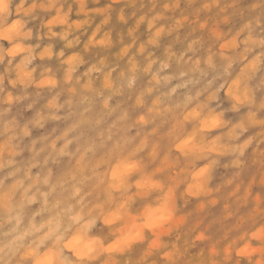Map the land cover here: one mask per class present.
I'll return each instance as SVG.
<instances>
[{"label": "rangeland", "instance_id": "rangeland-1", "mask_svg": "<svg viewBox=\"0 0 264 264\" xmlns=\"http://www.w3.org/2000/svg\"><path fill=\"white\" fill-rule=\"evenodd\" d=\"M81 1L9 0L7 11L0 14L1 29L17 19L23 24L22 36H0V251L4 252H0V264H32L35 256L45 251H56L62 258L60 264L66 263L64 258L68 264H264V224L260 226L264 223V0ZM18 42L24 49L13 54ZM25 70L28 76L20 75ZM232 78L240 81V91L249 88L248 99H236L228 91ZM192 108L197 115L190 112ZM208 112L221 121L214 129L199 124ZM184 135L192 136V146L197 148L181 149ZM139 138L143 141L139 142ZM213 140L219 142L217 147L212 148ZM203 146H208L207 150ZM97 158L103 162L98 163ZM121 162H126L125 184L117 187L112 171L114 164L115 169H122ZM204 168L207 174L200 176L204 181L202 189L187 190L197 180L193 177ZM110 183L114 189H110ZM169 184L179 186L173 190ZM2 205L9 207L3 211ZM70 210L73 212L66 213ZM108 212H119L120 219L105 221ZM161 214L158 221L148 224ZM130 216L134 225L130 224ZM52 222L61 226L59 239L51 234L45 236L46 231L51 233ZM11 226L27 231L33 228V233L14 241L16 233ZM120 228L122 233L118 234ZM76 229H85L87 237L103 246L116 245L115 241L126 243L115 249L97 244L95 253H101L98 257L94 253L80 259L63 246ZM52 239L57 243H51Z\"/></svg>", "mask_w": 264, "mask_h": 264}, {"label": "bare ground", "instance_id": "bare-ground-1", "mask_svg": "<svg viewBox=\"0 0 264 264\" xmlns=\"http://www.w3.org/2000/svg\"><path fill=\"white\" fill-rule=\"evenodd\" d=\"M5 2H6V4H7V6L9 7V0H5ZM78 2H80V1H78ZM82 2H83V0L81 1V4H83ZM22 3H23V0H22ZM18 4H19V3H18ZM38 4H39V3H38ZM79 4H80V3H79ZM81 4H80V5H81ZM16 5H17V4H16ZM42 5H43V4H42ZM19 6H20V4H19ZM21 6H22V4H21ZM8 7H7V9H8ZM42 7H43V6H42ZM51 7H52V6H51ZM81 7H82V6H81ZM15 9H16V8H15ZM57 9H58V8H57ZM79 9L81 10V8H79ZM80 10H79V11H80ZM75 11H76V10H75ZM0 14H2V13H0ZM13 14H14V13H13ZM13 14H12V15H13ZM52 16L54 17V15H52ZM61 16H62V15H61ZM0 17H1V15H0ZM62 17H63V16H62ZM62 17H60V18H62ZM51 18H52V17H51ZM51 18H49L48 20H50ZM56 18H57V17H56ZM62 19H63V18H62ZM54 20H56L55 17H54ZM54 20H52V21H54ZM57 21H58V20H57ZM60 21H61V19H60ZM60 21H59V22H60ZM8 24H10V23H8ZM8 24H7V25H8ZM48 24H49V22H48ZM0 25H1V24H0ZM2 25H3V24H2ZM69 26H70V25H69ZM3 28H4V27H3ZM3 28L1 29V27H0V36H2V37H6V38H9V37H18L19 35H21V34L23 33V24H22V22H21L20 20H18V19H17V21L12 22L8 27L6 26L4 29H3ZM65 30H66V29H65ZM238 31H239V30H238ZM25 32H26V31H25ZM27 35H28V32H27ZM68 35H69V34H68ZM21 36H22V35H21ZM24 36H25V35H24ZM79 36H80V35H79ZM79 36H78V37H79ZM67 37H68V36H67ZM233 37H234V36H233ZM235 37H236V36H235ZM248 37H249V35H248ZM85 38H86V37H85ZM101 38H102V37H101ZM230 38H231V37H230ZM241 38H242V37H241ZM241 38H240V40H239L240 42H241ZM252 38H253V37H252ZM245 39H247V36H246ZM253 39H254V38H253ZM197 40H198V39H197ZM243 40H244V39H243ZM243 40H242V41H243ZM92 41H93V40H92ZM224 41H225V40H224ZM224 41H223V42H224ZM227 41H228V40H226L225 42H227ZM229 41L232 42L233 39H231V40H229ZM244 41H245V40H244ZM250 41H251V40H250ZM252 41H254V40H252ZM89 42H90V41H89ZM101 42H102V41H101ZM258 42H259V41H258ZM258 42H257V43H258ZM94 43H95V42H94ZM228 43H229V42H228ZM234 43H235V40H234ZM7 44H8V42H7ZM186 44H187V43H186ZM222 44H223V43H222ZM222 44H220V45H222ZM224 44H225V43H224ZM233 45L236 46L235 44H233ZM13 46H14V44H13ZM144 46H145V45H144ZM187 46H188V44H187ZM222 46H224V45H222ZM228 46H229V44H228V45H227V44L225 45V47H228ZM234 46H232V47H234ZM189 47H191V46H189ZM9 48H10V47H9ZM12 48H13V47H12ZM23 49H24L23 44L20 43V42H18V43L15 45V48L12 50V53L14 54V53H17V52H21ZM6 51H7V50H6ZM6 51H5V52H6ZM43 51H45V50H42V52H43ZM141 51H142V50H141ZM227 51H228V50H227ZM47 52H48L47 55L50 54L49 51H47ZM43 53H44V52H43ZM220 53H221V52H220ZM59 55H60V54H59ZM222 55H224V53H221V56H222ZM61 57H62V56H60V58H61ZM207 57H208V56H207ZM0 58H1V57H0ZM69 58H70V57H69ZM111 58H112V57H111ZM0 60H1V59H0ZM21 60H22V59H21ZM208 60H209V58H208ZM254 60H255V59H254ZM250 61H251V60H250ZM8 62H9V61H8ZM70 62H71V60H70ZM134 62H135V61H134ZM246 62H248V60H247ZM251 62H252V61H251ZM253 63H255V62H253ZM253 63H252V64H253ZM10 64L12 65V63H10ZM104 64H105V63H104ZM245 64H246V63L243 64L244 67H245ZM248 64H249V62H248ZM147 65H149V64H147ZM3 66H4V64H3ZM19 66H20V65H19ZM131 66H132V65H131ZM131 66H130V67H131ZM243 66H242V67H243ZM248 66H249V65H248ZM16 67H17V66H16ZM91 67H92V65H91ZM115 67H116V66H115ZM250 67H251V66H250ZM253 67H254V66H253ZM253 67H252V68H253ZM18 68H19V67H18ZM20 68H21V67H20ZM131 68H132V67H131ZM164 68H165V67H164ZM132 69H133V68H132ZM245 69H246V67H245ZM10 70H11V68H10ZM19 70H20V69H19ZM22 70H23V69H22ZM241 70L244 71V69H241ZM2 71H3V70H2ZM25 71H26V70H25ZM25 71H24V72H25ZM145 71H146V70H145ZM9 73H10V71H9ZM20 73H21V72H20ZM20 73H19V74H20ZM236 73H238V72H236ZM28 74H29V73H28ZM28 74H27V71H26L25 73L20 74V75L28 76ZM85 74H86V73H85ZM90 74H91V73H90ZM5 75H6V74H5ZM59 75H60V74H59ZM109 75H110V74H109ZM244 75H245V74H244ZM9 76H10V74H9ZM66 76H68V75H66ZM241 76H242V75H241ZM60 77H61V76H60ZM60 77H59V79H60ZM68 77H69V76H68ZM164 77H166V76L164 75ZM234 77H236V76H234ZM43 78H45V77H43ZM47 78H48V79H52L51 77H47ZM65 78H67V77H65ZM26 79H27V78H26ZM29 79H30V78H29ZM100 79H101V78H100ZM156 79H157V78H155L154 80H156ZM236 79H237V78H235V80H234V79L232 78L233 82L231 83V85H230V87H229L230 90H229L228 87H226V89L228 88V91L232 92V93L234 94V96L236 97V99H239V100H240V99H241V100H242V99H248L249 88L247 87V88H248V91H247L246 88H243L242 91H240L239 89H240V87H242V86H240V81H239V80H236ZM239 79H241V78H239ZM50 81H51V80H50ZM105 81H106V79H105ZM130 81H131V80H130ZM48 82H49V81H48ZM35 83H36V82H35ZM49 83H50V82H49ZM54 83H55V81H54ZM104 83H105V82H104ZM104 83H103V84H104ZM50 84H51V83H50ZM103 84H102V85H103ZM112 84H113V82H112ZM14 85H15V84H14ZM41 85H42V84H41ZM43 85H44V84H43ZM104 85H105V84H104ZM85 86H86V85H85ZM246 86H247V85H246ZM119 87H120V86H119ZM13 88H14V87H13ZM38 88H39V87H38ZM175 89H176V88H175ZM238 90H239V91H238ZM64 91H66V90H64ZM99 92H100V91H99ZM204 95H205V94H204ZM225 95H226V94H225ZM225 95H224V96H225ZM187 96H189V95H187ZM205 96H206V95H205ZM189 97H190V96H189ZM202 97H203V96H202ZM226 97H227V96H226ZM235 97H234V98H235ZM212 98H213V97H212ZM212 98H211V99H212ZM1 99H2V98H1ZM1 99H0V100H1ZM5 99H6V98H5ZM7 100H8V99H7ZM10 100H11V99H10ZM10 100H9V101H10ZM204 100H205V99H204ZM209 100H210V99H209ZM231 100H232V99H231ZM249 100H250V99H249ZM250 101H251V100H250ZM250 101H249L248 103H251ZM48 102H49V101H48ZM136 102H137V101H136ZM138 102H140V101H138ZM246 102H247V101H246ZM0 103H1V102H0ZM102 103H103V102H102ZM242 103H243V102H242ZM262 103H263V102H262ZM5 104H6V103H5ZM41 104H43V103H41ZM41 104H40V105H41ZM196 104H197V103H196ZM237 104H238V103H237ZM240 104H241V103H240ZM52 105H53V104H52ZM106 105H108V104H106ZM139 105H140V104H139ZM193 106H194V105H193ZM194 107H195V106H194ZM54 108H55V107H54ZM189 108H190V107H189ZM189 108H188V109H189ZM234 108H235V106H234ZM146 109H147V108H146ZM195 109H196V108H195ZM190 110H191V109H190ZM190 110H189V111H190ZM196 110H197V109H196ZM200 111H201V110H200ZM206 111H207V110H206ZM190 112H191V113H194L195 115H197V112H196L195 110L193 111V108H192V110H191ZM191 113H190V114H191ZM200 114H201V113H200ZM41 115H42V114H41ZM185 115H186V113H184V116H185ZM203 115H204V114H203ZM203 115H202V116H203ZM247 115L249 116V114H247ZM251 115H252V114H251ZM191 116H192V114H191ZM248 116H247V118H250V117H248ZM41 117H42V116H41ZM137 117H138V116H137ZM137 117L134 116L133 118L135 119V118H137ZM187 117H189V115H187ZM199 117H200V116H199ZM138 118H139V117H138ZM196 118H197V117H196ZM196 118H195V120H196ZM182 119H183V118H182ZM182 119H181V120H182ZM190 119H191V118L189 117V120H190ZM193 119H194V118H193ZM199 119H201V117H200ZM242 119H244V118H242ZM136 121H137V120H136ZM250 121H251V119L249 120V122H250ZM255 121H256V120H255ZM259 121H260V120H259ZM261 121H262V120H261ZM196 122H197V121H196ZM237 122H238V121H237ZM252 122H254V121H252ZM39 123H40V122H39ZM220 123H221V121H218V119L216 118V116H212V114L210 115V112H208L207 114H205V115L203 116L202 124H201V121H200L199 124L202 125V126H204L203 128L207 127V128H209V129H214L215 127L219 126ZM240 123H242V122L240 121ZM94 124H95V123H94ZM197 124H198V122H197ZM243 124H245V123H243ZM247 124H249V123H247ZM194 125H195V124H194ZM200 125H199V126H200ZM250 125H251V124H250ZM43 126H44V125H43ZM235 126H237V125H235ZM239 126H240V125H239ZM245 126H246V125H245ZM237 127H238V126H237ZM242 127H243V126H242ZM19 128H20V127H19ZM19 128H17V129H19ZM10 129H11V128H10ZM10 129H9V130H10ZM154 129H155V128H154ZM188 129H189V128H188ZM188 129H187V130H188ZM190 129H191V128H190ZM190 129H189V130H190ZM6 130H7V129H6ZM21 130H22V129H21ZM28 130H29V129H28ZM39 130H40V128H39ZM187 130H186V131H187ZM204 130H205V129H204ZM17 131H18V130H17ZM30 131H31V130H30ZM30 131H29V132H30ZM170 131H171V130H170ZM186 131H185V133H186ZM202 131H203V129H202ZM29 132H28V133H29ZM198 132H199V130H198ZM17 133H19V132H17ZM220 133H221V132H220ZM26 134H27V133H26ZM64 134H65V133H64ZM167 134H168V133H167ZM187 134H188V133H187ZM187 134H186V135H187ZM200 134H201V133H200ZM234 134H235V133H234ZM201 135H202V134H201ZM235 135H236V134H235ZM15 136H16V134H15ZM15 136H14V137H15ZM184 136H185V135H184ZM202 136H203V135H202ZM12 137H13V136H12ZM20 137H21V136H20ZM186 137H187V136H185V139H184L183 141L181 140L182 142L179 141V142H181V144H180L179 147H180L181 149H184V148H186V147L188 146V151H189V150H194L195 148H197V147H194V145L192 146V144H193L192 142H194V141H193L194 138H191L192 136H190V138H186ZM188 137H189V136H188ZM219 137H221V136H219ZM233 137H234V136H233ZM42 138H43V137H42ZM203 138H204V137H203ZM209 138H210V137H209ZM209 138H208V139H209ZM212 138H213V137H212ZM231 138H232V137H231ZM231 138H230V139H231ZM10 139H11V138H10ZM13 139H14V138H13ZM20 139H22V138H20ZM35 139H36V138H35ZM182 139H183V138H182ZM218 139H219V138H218ZM136 140H137V139H136ZM140 140H141V139L139 138V142H140ZM205 140H206V139H205ZM209 140H210V139H209ZM209 140H206V141H209ZM141 141H143V140H141ZM5 142H7V141H5ZM179 142H178V143H179ZM202 142H203V141H202ZM8 143H10V142H8ZM33 143H34V141H33ZM33 143H32V144H33ZM51 143H52V142H51ZM134 143H135V142H134ZM142 143H143V142H142ZM176 143H177V142H176ZM211 143H212V145H213L212 148L217 147L216 144L219 145V144H218L219 142L217 143L216 140H213ZM221 143H222V142H221ZM10 144H11V143H10ZM48 144H49V142H48ZM65 144H66V143H65ZM195 144H196V143H195ZM199 144H200V142H199ZM199 144H198V145H199ZM16 145H18L17 142H16ZM54 145H55V144H54ZM135 145H136V144H135ZM176 145H177V144H176ZM176 145H174V146H176ZM228 145H229V144H228ZM0 146H1V145H0ZM3 146H4V145H3ZM48 146H49V145H48ZM64 146H65V145H64ZM137 146L139 147V145H137ZM189 146H190V147H189ZM195 146H197V145H195ZM209 146H210V145H209ZM29 147H30V146H29ZM135 147H136V146H135ZM135 147L133 146V148H135ZM154 147H155V146H154ZM203 147H204V146H203ZM203 147H202V148H203ZM207 147H208V146H207ZM207 147H204V148H206V150H207ZM223 147H224V146H223ZM1 148H2V147H1ZM10 148H11V147H10ZM53 148H54V147H53ZM53 148H52V149H53ZM112 148H113V147H112ZM131 148H132V147H131ZM136 148H137V147H136ZM136 148H135V149H136ZM11 149H13V148H11ZM40 149H41V148H40ZM55 149H56V147H55ZM91 149H92V148H91ZM215 149H218V148H215ZM262 149H263V148H261V150H262ZM50 150H51V149H50ZM136 150H137V149H136ZM203 150H204V149H203ZM218 150H219V149H218ZM221 150H222V149H221ZM238 150H239V149H238ZM238 150H237V151H238ZM241 150H242V149H241ZM2 151H3V150H2ZM20 151H21V150H20ZM20 151H19V152H20ZM56 151H58V150H56ZM63 151H64V150H63ZM84 151H85V150H84ZM145 151H146V150H145ZM188 151H186V152H188ZM200 151H201V150H200ZM232 151H233V150H232ZM262 151H263V150H262ZM11 152H12V150H11ZM11 152H10V153H11ZM14 152H15V151H14ZM49 152H50V151H49ZM66 152H67V151H66ZM134 152H135V151H134ZM179 152H181V151H178V153H179ZM182 152H183V154H184V151H183V150H182ZM193 152H194V151H193ZM209 152H210V151H209ZM36 153H37V151H36ZM62 153H64V152H62ZM126 153H127V152H126ZM129 153L132 154V151L129 152ZM189 153H191V152H189ZM210 153H211V152H210ZM242 153H243V152H242ZM24 154H26V153H24ZM56 154H57V153H56ZM66 154H68V153H66ZM84 154H85V153H84ZM84 154H83V155L81 154V156H84ZM214 154H215V153H214ZM220 154H222V153H220ZM261 154H263V153H261ZM15 155H16V154H15ZM48 155H49V153H48ZM78 155H79V154H78ZM128 155H129V154H128ZM128 155H126V156H128ZM163 155H164V154H163ZM163 155H162V156H163ZM207 155H208V154H207ZM207 155H205V156H207ZM217 155H218V154H217ZM56 156H57V155H56ZM103 156H104V155H103ZM124 156H125V155H124ZM181 156H182V155H181ZM205 156H204V157H205ZM45 157H46V156H45ZM47 157H48V156H47ZM52 157H53V156H52ZM77 157H78V156H77ZM77 157H76V158H77ZM118 157H119V156H118ZM122 157H123V156H122ZM152 157H153V156H152ZM184 157H186V156H184ZM201 157H202V156H201ZM80 158H82V157H80ZM80 158H78V159H80ZM153 158H154V157H153ZM162 158H164V156H163ZM180 158H181V157H180ZM180 158H179V159H180ZM187 158H188V157H187ZM191 158H192V157H191ZM249 158H250V157H249ZM251 158H252V157H251ZM42 159H45V158H42ZM78 159H77V160H78ZM177 159H178V158H177ZM195 159H196V158H195ZM211 159H212V158H211ZM211 159H210V160H211ZM215 159H216V158H215ZM11 160H12V159H11ZM38 160H39V159H38ZM53 160H55V159H53ZM53 160H52V161H53ZM97 160H98V158H97ZM97 160H96V161H97ZM216 160H217V159H216ZM56 161H57V160H56ZM75 161H76V160H75ZM99 161H102V162H103V160H98V163H99ZM162 161H163V160H162ZM162 161H161V162H162ZM165 161H166V160H165ZM207 161H208V160H207ZM3 162H4V161H3ZM37 162H38V161H37ZM45 162H46V161H45ZM86 162H87V161H86ZM113 162H114V161H113ZM158 162H159V161H158ZM163 162H164V161H163ZM166 162H167V161H166ZM169 162H170V160H169ZM186 162H187V160H186ZM10 163H11V162H9V164H10ZM53 163H54V162H53ZM94 163H96V162H94ZM98 163H97V164H98ZM116 163H117V162H116ZM170 163H171V162H170ZM188 163H189V162H188ZM208 163H209V162H208ZM25 164H26V163H25ZM36 164H37V163H36ZM38 164H39V163H38ZM113 164H114V163H113ZM118 164H119V163H118ZM127 164H129V163L127 162ZM162 164H164V163H162ZM30 165H31V164H30ZM83 165H84V164H83ZM83 165H79V167H81V166H83ZM119 165H123V166H120L122 169H120V168H119V169H118V168L115 169V164H114V171L111 170L113 176H114L115 179L117 180V183H115V184H117V185H116L117 187H118V186H123V185L125 184V182H124V175H125V173H124V172L127 171V168L124 167V165H126V162H125V163L121 162ZM170 165H171V164H170ZM187 165H189V164H187ZM202 165H203V164H202ZM202 165H201V166H202ZM28 166H29V165H28ZM70 166H71V165H70ZM88 166H91V165H88ZM141 166H142V164H141ZM155 166H156V165H155ZM155 166H153V167H155ZM158 166H159V165H158ZM167 166H169V164H168ZM205 166H206V165H205ZM25 167H26V166H25ZM92 167H93V166H92ZM111 167H112V166H111ZM131 167H132V165H131ZM131 167H130V168H131ZM135 167H136V166H135ZM142 167H143V166H142ZM209 167H210V166H209ZM211 167H212V166H211ZM27 168H28V167H27ZM29 168H30V167H29ZM29 168H28V169H29ZM86 168H87V167H86ZM86 168H85V169H86ZM89 168H91V167H89ZM97 168H98V167H97ZM132 168H133V167H132ZM170 168H171V167H170ZM185 168H186V167H185ZM13 169H14V168H13ZM75 169H76V168H75ZM156 169H157V168H156ZM156 169H155V170H156ZM167 169H168V167H167ZM182 169H183V168H181V170H182ZM1 170H2V168H1ZM16 170H17V169H16ZM18 170H19V169H18ZM23 170H24V169H23ZM50 170H51V169H50ZM93 170H94V168H93ZM137 170H138V169H137ZM157 170H158V169H157ZM161 170H163V169L161 168ZM186 170H187V169H186ZM11 171H13V170H11ZM14 171H15V170H14ZM14 171H13V172H14ZM19 171H20V170H19ZM79 171H80V170H79ZM82 171H83V169H82ZM89 171H90V170H89ZM128 171H129V170H128ZM134 171H135V170H134ZM177 171H178V170H177ZM184 171H185V170H184ZM196 171H198V170H196ZM206 171H207V168H204V169H202L201 171H199L200 173H199V174L197 173V176L193 177V178H196L197 180L194 179V180H195L194 184H192V182H191L190 185H189V187H188V183L186 182V183H187V184H186V185H187L186 188L188 187L187 190L192 191L194 188H195L196 190L202 189V187L204 186V181H203V179H202L201 177H204V175L207 174ZM26 172H29V171L26 170ZM50 172H51V171H50ZM75 172H76V171H75ZM80 172H81V171H80ZM83 172H84V171H83ZM104 172H105V171H104ZM104 172H102V173H104ZM131 172H133V171H131ZM158 172H159V170H158ZM168 172H169V171H168ZM168 172H167V173H168ZM178 172H179V171H178ZM205 172H206V174H205ZM93 173H94V172H92V174H93ZM96 173H97V172H96ZM110 173H111V172H110ZM126 173H127V172H126ZM156 173H157V172H156ZM194 173H195V172H194ZM11 174H12V172H11ZM48 174H49V176H50L49 171H48ZM67 174H68V173H67ZM92 174H91V175H92ZM163 174H164V173H163ZM169 174H170V173H168V175H169ZM174 174H175V173H174ZM192 174H193V173H191V175H192ZM200 174H201V175H200ZM255 174H256V173H255ZM70 175H71V174H70ZM80 175H81V173H80ZM85 175H86V174H85ZM99 175H100V174H99ZM128 175H129V172H128L127 176H128ZM193 175H194V174H193ZM42 176H43V175H42ZM49 176H48L47 179H45V178H43V179H45V181L47 182L48 179H49ZM68 176H69V175H68ZM89 176H90V175H89ZM97 176H98V175H97ZM127 176H126V177H127ZM129 176H130V175H129ZM157 176H158V175H157ZM171 176H172V175H170L169 178H170ZM175 176H176V175H175ZM178 176H179V173H178ZM200 176H201V177H200ZM254 176H255V175H254ZM64 177L66 178L67 176H64ZM70 177L72 178L73 176H69V178H70ZM86 177H88V176H86ZM90 177H92V176H90ZM108 177H109V176H108ZM114 177H113V178H114ZM126 177H125V178H126ZM160 177H161V176H160ZM176 177H177V176H176ZM182 177H183V176H182ZM199 177L201 178L200 181H199V179H200ZM69 178H68V180H69ZM74 178H75V175H74ZM92 178H93V177H92ZM99 178H100V177H99ZM101 178H102V177H101ZM113 178H111V179H113ZM169 178H168V179H169ZM198 178H199V179H198ZM254 178H255V177H254ZM254 178H253V179H254ZM31 179H33V177H32ZM41 179H42V177H41ZM80 179H81V178H80ZM87 179H88V178H87ZM90 179H91V178H90ZM174 179H175V178H174ZM225 179H226V178H225ZM225 179H224V180H225ZM249 179H250V178H249ZM20 180H21V179H20ZM34 180L38 181L37 179H34ZM65 180H66V179H65ZM82 180H83V178H82ZM97 180H98V179H97ZM97 180H95V181H97ZM101 180H102V179H101ZM106 180H107V179H106ZM108 180H109V182H110V179H108ZM108 180H107V181H108ZM171 180H173V179H171ZM171 180H170V181H171ZM179 180H180V179H179ZM182 180H183V178H182ZM186 180H187V179H186ZM244 180H245V178H244ZM30 181H31V180H29V183H30ZM36 181H35V182H36ZM39 181H40V180H39ZM79 181H80V183H81V180H79ZM137 181H139V180H137ZM168 181H169V180H168ZM177 181H178V180H177ZM62 182H66V181H62ZM62 182H60V183H62ZM87 182H88V181H87ZM109 182L107 183V185L109 184ZM172 182H173V181H172ZM174 182H175V181H174ZM189 182H190V180H189ZM223 182H224V181H223ZM225 182H226V181H225ZM32 183H33V181H32ZM60 183H59V184H60ZM78 183H79V182H78ZM142 183H143V182H142ZM145 183H146V182H145ZM155 183H156V185H159V181H157V182H155ZM157 183H158V184H157ZM161 183L163 184V182H161ZM179 183H180V182H179ZM10 184H11V181H10ZM36 184H38V183H36ZM73 184H75V183H73ZM84 184H85V182H84ZM110 184H111V183H110ZM135 184H137V183H135ZM143 184H144V183H143ZM164 184H165V183H164ZM164 184H163V185H164ZM173 184H174V183H173ZM175 184H176V183H175ZM14 185H15V184H14ZM25 185H26V184H25ZM25 185H24V186H25ZM27 185L29 186V184H27ZM129 185H130V184H129ZM131 185H132V184H131ZM145 185H146V184H145ZM153 185H155V184H153ZM169 185H170V187H172V189H173V187H175V186H179V185L172 186L171 184H169ZM183 185H184V182H183ZM7 186H8V185H7ZM11 186H12V184H11ZM11 186H10V188H11ZM52 186H53V185H52ZM73 186H74V185H73ZM73 186H72V187H73ZM95 186H96V185H95ZM113 186H114L113 184L109 185L110 189H111V188L114 189ZM116 186H115V187H116ZM133 186H134V185H133ZM133 186H132V187H133ZM137 186H138V185H137ZM137 186H136L135 188H139V187H137ZM139 186H140V185H139ZM184 186H185V185H184ZM15 187H16V185H15ZM128 187H129V186H128ZM132 187H131V188H132ZM155 187H156V186H155ZM238 187H239V186H238ZM7 188H8V187H7ZM10 188H9V189H10ZM12 188L14 189V186H13ZM25 188L27 189V187H25ZM53 188H54V187H53ZM56 188H57V187H56ZM131 188H130V189H131ZM181 188H182V187H181ZM235 188H236V187H235ZM23 189H24V187H23ZM23 189H21V190H23ZM61 189H62V188H61ZM92 189H93V188H92ZM102 189H103V188H102ZM115 189H118V188H115ZM161 189H162V188H161ZM166 189H167L168 191L170 190L169 188H166ZM182 189H183V188H182ZM238 189H239V188H238ZM50 190H51V189H50ZM62 190H63V189H62ZM134 190L137 191V189H134ZM144 190H145V189H144ZM149 190H150V189H149ZM173 190H174V189H173ZM196 190H195V191H196ZM236 190H237V189H236ZM242 190H243V188H242ZM0 191H1V190H0ZM12 191H13V190H12ZM14 191H15V190H14ZM14 191H13V192H14ZM24 191H25V189H24ZM98 191H99V190H98ZM111 191H112V190H111ZM115 191H116V190H115ZM117 191H118V190H117ZM124 191H125V190H124ZM152 191H153V190H152ZM178 191H179V190H178ZM190 191H189V192H190ZM195 191H192V192H195ZM228 191H229V190H228ZM2 192H3V191H2ZM7 192H8V194H9V190H7ZM47 192H48V191H47ZM49 192H50V191H49ZM49 192H48V193H49ZM71 192H72V191H71ZM71 192H70V193H71ZM88 192H89V191H88ZM131 192H133V191H131ZM146 192H148V190H147ZM146 192H145V193H146ZM165 192H166V190H165ZM173 192H174V191H173ZM186 192H187V191H186ZM197 192H198V191H197ZM232 192H233V191H232ZM11 193H12V192H11ZM38 193L40 194L41 192H38ZM43 193H46V192H43ZM133 193H134V192H133ZM148 193H149V192H148ZM161 193H162V192H161ZM167 193H168V192H167ZM182 193H183V192H182ZM199 193H200V192H199ZM201 193H202V192H201ZM3 194H4V192H3ZM16 194H17V193H16ZM24 194H25V193H24ZM88 194H89V193H88ZM110 194H112V193H110ZM128 194H129V193H128ZM131 194H132V193H131ZM131 194H130V195H131ZM143 194H144V193H143ZM180 194H181V193H180ZM180 194H179V195H180ZM194 194H195V193H194ZM226 194H228V192H227ZM226 194H225V195H226ZM31 195H32V193H31ZM31 195H30V196H31ZM35 195H36V194H35ZM35 195H34V197H35ZM85 195H86V193H85ZM96 195H97V194H96ZM98 195H99V194H98ZM112 195H113V194H112ZM126 195H127V194H126ZM136 195H137V194H136ZM138 195H139V194H138ZM138 195H137V196H138ZM141 195H142V194H141ZM146 195H148V194H146ZM146 195L144 194V196H146ZM149 195H150V193H149ZM158 195H160V194H158ZM167 195H168V194H167ZM199 195H200V194H199ZM199 195H198V197H199ZM231 195H232V193H231ZM239 195H241V194H239ZM7 196H8V195H7ZM7 196H6V197H7ZM13 196H14V195H13ZM24 196H27V195H24ZM30 196H29V197H30ZM48 196H49V194H48ZM67 196H68V195H67ZM71 196H72V195H71ZM122 196H123V195H122ZM127 196H128V195H127ZM142 196H143V195H142ZM168 196H169V195H168ZM175 196H176V195H175ZM19 197H20V196H19ZM41 197H42V196H41ZM41 197H40V200H41ZM49 197H50V196H49ZM80 197H83V195L80 196ZM129 197H130V196H129ZM139 197H140V196H139ZM166 197H167V196H166ZM250 197H251V196H250ZM20 198H21V197H20ZM30 198H32V197H30ZM42 198H43V197H42ZM137 198H138V197H137ZM137 198H136V199H137ZM141 198H143V197H141ZM152 198H155V197H152ZM11 199H12V198H11ZM22 199H23V197H22ZM32 199H33V201H34V198H32ZM44 199H46V198L44 197L43 200H44ZM48 199H49V198H48ZM66 199H67V198H66ZM129 199H130V198H129ZM129 199H128V200H129ZM159 199H160V198H159ZM161 199H162V198H161ZM164 199H165V198H164ZM235 199H236V198H235ZM12 200H14V199H12ZM46 200H47V199H46ZM134 200H135V199H134ZM134 200H133V201H134ZM145 200H147V199H145ZM150 200H151V199H150ZM241 200H242V199H241ZM6 201H7V200H6ZM22 201H23V200H22ZM22 201H19V203H21ZM30 201H31V199H30ZM38 201H39V200H38ZM58 201H59V200H58ZM110 201H112V200H110ZM130 201H131L130 203H132V198L130 199ZM136 201H137V200H136ZM153 201H154V200H153ZM251 201H252V198H251ZM9 202H10V201H8V203H9ZM15 202H17V201H15ZM23 202H24V201H23ZM26 202H27V198H26ZM28 202H29V201H28ZM54 202H55V201H54ZM77 202H78V201H77ZM94 202H95V201H94ZM94 202L92 203V205H93V204L96 205ZM150 202H151V201H150ZM165 202H166V201H165ZM165 202L163 201L162 203H165ZM216 202H217V201H216ZM216 202H215V203H216ZM234 202H235V201H234ZM234 202H233V203H234ZM259 202H260V201H259ZM10 203H11V202H10ZM29 203H31V202H29ZM29 203H28V204H29ZM32 203H33V202H32ZM49 203H50V202H49ZM74 203H76V202H74ZM98 203L100 204V202H98ZM106 203H107V202H106ZM121 203H123V201H121ZM134 203H135V202H134ZM226 203H227V202H226ZM0 204H1V202H0ZM21 204H22V203H21ZM40 204H42V203H40ZM51 204H52V203H51ZM99 204H98V208H99ZM117 204H118V203H117ZM136 204H137V203H136ZM144 204H146V203H144ZM149 204L151 205V203H149ZM240 204H241V203H240ZM14 205H16V204H14ZM14 205H13V206H14ZM22 205H23V204H22ZM43 205H44V203H43ZM52 205H53V204H52ZM55 205H56V202H55ZM72 205H73V204H71V207H72ZM227 205H228V204H227ZM0 206H1V205H0ZM2 206H3V205H2ZM13 206H12V207H13ZM18 206H19V205H18ZM69 206H70V205H69ZM82 206H83V205H82ZM123 206H124V205H123ZM125 206H126V205H125ZM165 206H166V204H165ZM199 206H200V205H199ZM239 206H240V205H239ZM3 207H4V210H3V211H6L5 209H7V207H9V206H7V207L3 206ZM39 207H40V206H39ZM49 207H50V206H49ZM54 207H55V206H54ZM73 207H74V206H73ZM73 207H72V208H73ZM93 207H94V206H93ZM96 207H97V205H96ZM102 207H103V206H102ZM107 207H108V206H107ZM107 207H106V208H107ZM117 207H119V206H117ZM127 207H128V206H127ZM131 207H132V205H131ZM13 208H15V207H13ZM16 208H17V207H16ZM27 208H28V207H27ZM27 208H26V209H27ZM30 208H31V207H30ZM36 208H37V207H36ZM81 208H82V207H81ZM88 208H89V207H88ZM91 208H92V207H91ZM106 208H105V209H106ZM108 208H109V207H108ZM125 208H126V207H125ZM22 209H25V208L23 207ZM50 209H51V208H50ZM66 209H67V208H66ZM68 209H69V208H68ZM70 209H71V208H70ZM133 209H134V208H133ZM8 210L10 211L9 208H8ZM11 210H13V209H11ZM15 210H16V209H15ZM17 210H18V208H17ZM19 210H21V209L19 208ZM38 210H39V209H38ZM46 210H47V209H46ZM59 210H60V209H59ZM76 210H77V209H76ZM90 210H91V209H90ZM90 210H89V211H90ZM124 210H125V209H124ZM128 210H129V209H128ZM1 211H2V210H1ZM33 211H34V210H33ZM33 211H32V212H33ZM43 211H44V210H43ZM79 211H80V210H79ZM87 211H88V209H87ZM87 211L85 210V212L88 214ZM97 211H98V210H97ZM107 211H108V210H107ZM119 211H120V209H119ZM156 211H157V210H156ZM156 211H154L153 214H155ZM7 212H8V211H7ZM16 212H17V211H16ZM16 212H15V213H16ZM23 212H24V211H23ZM40 212H41V211H40ZM57 212H58V210H57ZM57 212H56V213H57ZM60 212H61V211H60ZM62 212H64V211L62 210ZM71 212H73V211L70 210L69 212H66V213L69 214V213H71ZM98 212H101V210H99ZM124 212H125V211H124ZM129 212H130V210H129ZM8 213H9V212H8ZM18 213H19V212H18ZM18 213H16V214H18ZM33 213H36V212H33ZM41 213H43V212H41ZM56 213H55V214H56ZM75 213H76V212H75ZM125 213H127V212H125ZM131 213H132V212H131ZM133 213H134V212H133ZM136 213H137V212H136ZM158 213H159V212H158ZM23 214H24V213H22V215H23ZM55 214H54V215H55ZM57 214H58V213H57ZM80 214H81V213H80ZM84 214H85V213H84ZM90 214H91V213H90ZM97 214H98V213H97ZM103 214H104V213H103ZM156 214H157V213H156ZM156 214H155V215H156ZM14 215H15V214H14ZM18 215H19V214H18ZM22 215H21V216H22ZM28 215H29V214H28ZM32 215H34V214H32ZM38 215H39V214H38ZM128 215H131V214H128ZM136 215H137V214H136ZM2 216H3V215H2ZM6 216H7V214H6ZM11 216H12V215H11ZM29 216H30V215H29ZM66 216H67V215H66ZM83 216H85V215H83ZM131 216H132V215H131ZM131 216H130V218H131ZM151 216H152V215H151ZM239 216H240V215H239ZM19 217H20V216H19ZM49 217H50V216H49ZM51 217H52V216H51ZM51 217H50V218L47 217V218H48L50 221H52ZM97 217L99 218V216H97ZM102 217H103V215H102ZM102 217L100 216V220L103 221V219H104V220L106 221V219H107L109 222L112 223V222H115V221H117L118 219H120V218H119V217H120V214H119V212H115V213H114V212H111V213L108 212V214H107L103 219H102ZM152 217H153V216H152ZM152 217H151V218H152ZM161 217H162V214H161L159 217H157V218H155V219H152L148 224H152V223L158 221ZM2 218H3V217H2ZM6 218H11V217H10V216H9V217L7 216ZM6 218H4V219H6ZM14 218H15V217H14ZM17 218H18V216H17ZM17 218H16V219H17ZM60 218H61V217H60ZM63 218H64V217H63ZM78 218H79V217H77V219H76L77 221H79ZM132 218H133V217H132ZM132 218L129 219V221H130V224H131V225H134V221H133ZM148 218H150V217H148ZM151 218H150V219H151ZM19 219H20V218H19ZM28 219H29V218H28ZM54 219H55V218H54ZM91 219H92V217H91ZM91 219L89 220V222L92 221ZM93 219H94V218H93ZM139 219H140V218H139ZM150 219H149V220H150ZM0 220H1V219H0ZM9 220H10V219H8L7 221H9ZM21 220H22V219H21ZM21 220H19V222H20ZM24 220H25V219H24ZM32 220H33V219H32ZM32 220H31V221H32ZM34 220H35V219H34ZM81 220H82V218H81ZM136 220H137V217H136ZM181 220H182V219H181ZM181 220H178V221H181ZM236 220H237V219H236ZM2 221H3V220H2ZM14 221H15V220H14ZM28 221H29V220H28ZM46 221H47V220H45L44 222H46ZM55 221H58V218H56ZM260 221H261V220H260ZM19 222H18V223H19ZM58 222H60V221H58ZM75 222H76V221H75ZM121 222H122V221H121ZM237 222H238V221H237ZM1 223H2V222H1ZM3 223H4V222H3ZM3 223H2V224H3ZM15 223H16V222H15ZM52 223H53V228H51V230H50L51 233H50L49 231H46L45 236L51 234V235L54 236L56 239H57V238L59 239V237L61 236V235H60V232H61V231H60V230H61V226H60V224L57 223V222H52ZM81 223L83 224V222H81ZM81 223H80V224H81ZM87 223H88V221H87ZM98 223H101V222H98ZM98 223H97V224H98ZM111 223H110V224H111ZM20 224H21V223H20ZM20 224H19V225H20ZM28 224H29V223H28ZM28 224H26V225H28ZM35 224H36V223H35ZM40 224H41V223H40ZM42 224H43L44 226H46V225H45L46 223L44 224V223L42 222ZM42 224L40 225L41 228H40L39 225H38V227H39L40 229H42V226H43ZM66 224H67V226H68V223H66ZM66 224H65V226H66ZM69 224H71V223H69ZM78 224H79V223H78ZM85 224H86V223H85ZM89 224H92V222L89 223ZM101 224H102V223H101ZM105 224H106V223H105ZM123 224H124V223H123ZM199 224H200V223H199ZM258 224H260V223H258ZM263 224H264V223L260 224V226H261V225L263 226ZM14 225H15V224H14ZM24 225H25V224H24ZM29 225H30V224H29ZM50 225H51V224H50ZM87 225H88V224H87ZM102 225H103V224H102ZM126 225H127V224H126ZM0 226H1V225H0ZM33 226H34V225H33ZM99 226H100V225H99ZM177 226H178V225H177ZM21 227L24 228L23 225H22ZM25 227H26V226H25ZM51 227H52V226H51ZM85 227L88 228V226H84V228H85ZM92 227H94V226H92ZM96 227H97V225H96ZM174 227H175V226H174ZM6 228H7V227H6ZM10 228L12 229V232L15 230V233H16V234L14 235V237L11 236L12 239L14 238L13 240H14V241L17 240L18 242L21 241L22 239H25L26 236L29 235L28 232H32V231H33V228H30V227H29V228H30V229H29L30 231H29V230H28V231H27V230H21V229L18 228V226H14V227L11 226ZM34 228H35V226H34ZM39 228H38V230H39ZM43 228H44V227H43ZM48 228H49V227H48ZM69 228H70V227H69ZM98 228H99V227H98ZM100 228H101V227H100ZM116 228H117V227H116ZM128 228H129V227H128ZM251 228H252V227H251ZM1 229H3V228H1ZM36 229H37V225H36ZM64 229H65V228H64ZM85 229H86V228H85ZM85 229H84V231H85ZM101 229H102V228H101ZM114 229H115V228H114ZM137 229L140 231L141 228H139V226H137ZM3 230H4V229H3ZM7 230H8V229H7ZM43 230H44V229H43ZM45 230H46V229H45ZM67 230H69V229H67ZM90 230H92V229H90ZM94 230H95V229H94ZM108 230H109V228H108ZM112 230H113V229H112ZM112 230H111V231H112ZM116 230H117V229H116ZM146 230H147V229H146ZM256 230H257V229H255L254 231H256ZM4 231H5V230H4ZM10 231H11V230H10ZM34 231H36V230L34 229ZM84 231H83V229H76L75 231H73L72 234L68 235L69 237L66 239V242L63 243V246H64L66 249L71 250V251L75 254V256H76L77 258H80V259H82V258H84V257H92V255L94 256L95 249L97 248V244L100 245V243L98 242V240H97L98 243H96V241H95L96 239L93 240V238L90 239V237H87V235L85 234V233H87V232L85 231V233H84ZM103 231H105V230H103ZM121 231H122V230H121V228H120V230L117 231L118 234L122 233ZM134 231H136V229H135ZM134 231H133V232H134ZM48 232H49V233H48ZM107 232H109V231H107ZM133 232H132V233H133ZM227 232H228V231H227ZM258 232H260L259 229L256 231V233H258ZM1 233H2V232H1ZM5 233H7V232H5ZM32 233H33V232H32ZM47 233H48V234H47ZM88 233H89V232H88ZM113 233H114V232H113ZM129 233H131V232H129ZM238 233H239V232H238ZM245 233H246V232H245ZM2 234H3V233H2ZM10 234H11V233H10ZM27 234H28V235H27ZM61 234H62V233H61ZM102 234H103V233H102ZM102 234H101V235H102ZM144 234H145V233H144ZM259 234H260V233H259ZM263 234H264V233H263ZM0 235H1V234H0ZM33 235H35V234H33ZM33 235H32V236H33ZM41 235H42V234H41ZM96 235H99V234H96ZM128 235L130 236V234H128ZM145 235H146V234H145ZM145 235H144V236H145ZM151 235H152V234H151ZM8 236H9V234H8ZM38 236H40V235H38ZM43 236H44V234H43ZM137 236H139V235H137ZM148 236H149V234H148ZM152 236H153V235H152ZM9 237H10V236H9ZM9 237H8V238H9ZM36 237H37V236H36ZM47 237H48V236H47ZM47 237H45V238H47ZM98 237H99V236H98ZM150 237H151V236H150ZM232 237H233V236H232ZM234 237H235V236H234ZM239 237H240V236H239ZM246 237H247V236H246ZM260 237H261V236H260ZM31 238H32V237H31ZM37 238H38V237H37ZM37 238H36V239H37ZM49 238H50V237H49ZM51 238H53V237H51ZM62 238H63V237H62ZM95 238H96V237H95ZM129 238H131V237H129ZM148 238H149V237H148ZM191 238H192V237H191ZM263 238H264V237H263ZM4 239H5V238H4ZM6 239H7V238H6ZM6 239H5V240H6ZM9 239H10V238H9ZM39 239L41 240V236H40ZM42 239H43V238H42ZM99 239H100V238H99ZM230 239H231V238H230ZM236 239H237V238H236ZM251 239H252V238H251ZM5 240H3V241L5 242ZM13 240H11V241H13ZM27 240H28V239H27ZM30 240H31V239H29V242H30ZM40 240H39V242L41 243L42 241H40ZM44 240H47V239H44ZM48 240H49V239H48ZM52 240H53V242H51V243H57V241H58V240L56 241V240H54V239H52ZM61 240H62V239H61ZM61 240H60V241H61ZM109 240H110V239H109ZM164 240H165V238H164ZM183 240H184V239H183ZM253 240H254V239H253ZM0 241H2V240H0ZM17 241H16V244L18 243ZM99 241H100V240H99ZM107 241H108V240H107ZM185 241L187 242V239H186ZM261 241H263V240L261 239ZM22 242H23V241H22ZM31 242H32V241H31ZM31 242H30V243H31ZM48 242H49V241H48ZM101 242H102V241H101ZM141 242H142V241H141ZM143 242H144V241H143ZM180 242H181V241H180ZM228 242H229V241H228ZM6 243H7V242H5L4 244H5L6 247H7L8 244H6ZM13 243H14V242H13ZM51 243H50V245H51ZM125 243H126L125 241H123L122 243L119 242V241H115L114 244H116V245H112V244H111V245H107V246H103V245H100V246H101V248H107V249H109V248H112V249H113V248H114V249H115V248H118V247H122L123 244H125ZM166 243H167V242H166ZM1 244H2V243H1ZM4 244H3V245H4ZM10 244H11V242H10ZM42 244H44V241L42 242ZM47 244H48V243H47ZM167 244H168V243H167ZM169 244H170V243H169ZM187 244H188V243H187ZM191 244H193V243H191ZM219 244H221V243H219ZM225 244H226V243H225ZM225 244H224V245H225ZM229 244H230V243H229ZM5 245H4V246H5ZM13 245H15V244H12V247L15 249L16 246L14 247ZM18 245H19V244H18ZM18 245H17V246H18ZM29 245H30V244H29ZM31 245H32V244H31ZM31 245H30V246H31ZM44 245H45V244H44ZM50 245H49V246H50ZM128 245H129V244H128ZM135 245H136V244H135ZM143 245H144V244H143ZM178 245H179V244H178ZM180 245H181V244H180ZM182 245H183V244H182ZM216 245H217V244H216ZM224 245H223V246H224ZM4 246H3V247H4ZM27 246H28V245H27ZM51 246H53V245H51ZM130 246H131V245H130ZM229 246H230V245H229ZM229 246H228V247H229ZM18 247H20V246H18ZM39 247H40V246H39ZM170 247H171V246H170ZM190 247H191V246H190ZM214 247H215V246H214ZM214 247H213V248H214ZM263 247H264V246H263ZM0 248H1V246H0ZM4 248H5V247H4ZM8 248H10V247H7V249H8ZM20 248L22 249V245H21ZM20 248H19V250H20ZM46 248L48 249V246H47ZM130 248H131V247H130ZM207 248H208V247H207ZM221 248H222V247H221ZM1 249H2V248H1ZM10 249H12V248H10ZM24 249H25V248H24ZM24 249H23V250H24ZM29 249H30V247H29ZM29 249H28V250H29ZM36 249H37V248H36ZM55 249H57V247H56V248L54 247V250H55ZM165 249H167V248H165ZM185 249H186V247H185ZM199 249H200V248H199ZM199 249H197V250H199ZM3 250L6 251V252H8V251L6 250V248L3 249ZM8 250H9V249H8ZM16 250H17V249H16ZM23 250H21V251H23ZM28 250H27V252H28ZM38 250H39V249H38ZM201 250H202V249H201ZM206 250H207V249H206ZM11 251L13 252V249H12ZM21 251H20V253H21ZM31 251H32V249H31ZM52 251H53V250H52ZM221 251H222V249H221ZM221 251H220V252H221ZM238 251H239V250H238ZM240 251H241V250H240ZM240 251H239V252H240ZM242 251H243V249H242ZM0 252L4 253L3 251H0ZM6 252H5V253H6ZM17 252H18V251H17ZM61 252H62V251H61ZM108 252H110V251H108ZM108 252H107V253H108ZM123 252H124V250H123ZM130 252H131V251H130ZM195 252H196V251H195ZM200 252H201V251H200ZM222 252H223V251H222ZM236 252H237V251H236ZM239 252H237V253H239ZM262 252H263V251H262ZM14 253H15V252H14ZM37 253H38V252H37ZM44 253H45V254H42V253H41L42 255H36L32 264H60V263H62V262H61V261H62V260H61L62 258L60 259V257H58L56 251H54V252L49 251V252H47V253H46V251H45ZM73 253H72V254H73ZM98 253H99V252H98ZM107 253H106V254H107ZM112 253H113V251H112ZM124 253H126V251H125ZM137 253H138V252H137ZM188 253H189V252H188ZM192 253H193V252H192ZM197 253H198V252H197ZM242 253H243V252H242ZM242 253H241V254H242ZM22 254H25V253H22ZM61 254H62V253H61ZM61 254H60V255H61ZM95 254H96V253H95ZM100 254H101V253H100ZM100 254H96L95 256L98 257V255H100ZM108 254H109V253H108ZM114 254H115V253H114ZM116 254H118V253H116ZM129 254H130V253H129ZM195 254H196V253H195ZM222 254H223V253H222ZM1 255H2V254H1ZM1 255H0V256H1ZM3 255H4V254H3ZM14 255H15V254H14ZM14 255H13V256H14ZM25 255H26V254H25ZM29 255H30V254H28V256H29ZM119 255H120V254H119ZM124 255H125V254H124ZM136 255H137V254H136ZM198 255H199V253H198ZM198 255H197V256H198ZM17 256H18V255H17ZM30 256H32V254H31ZM71 256H73V255H71ZM105 256H106V255H105ZM110 256H111V254H110ZM112 256H115V255H112ZM221 256H222V255H221ZM2 257H4V256H2ZM14 257H15V256H14ZM32 257H33V256H32ZM61 257H63V256H61ZM97 257H95V258H97ZM103 257H104V256H103ZM103 257H102V258H103ZM107 257H108V256H107ZM115 257H116V256H115ZM118 257H119V256H118ZM118 257H117V258H118ZM120 257H121V256H120ZM199 257H201V256H199ZM219 257H220V256H219ZM219 257H218V258H219ZM25 258H26V257H25ZM74 258H75V257H74ZM93 258H94V257H93ZM93 258H92V259H93ZM117 258H116V259H117ZM127 258H128V257H127ZM136 258H137V257H136ZM188 258H189V257H188ZM212 258H213V257H212ZM0 259H1V258H0ZM23 259H24V258H23ZM27 259H28V258H27ZM29 259H30V258H29ZM85 259H87V258H85ZM88 259H89V258H88ZM98 259H99V258H98ZM203 259H204V258H203ZM219 259H220V258H219ZM240 259H241V258H240ZM243 259H244V258H243ZM17 260H18V257H17ZM63 260H66V263L68 264L69 261L67 262V260H68L67 258H66V259L64 258ZM77 260H78V259H77ZM108 260H109V259H108ZM129 260H131V259H129ZM186 260H187V259H186ZM207 260H208V259H207ZM238 260H239V259H238ZM250 260H251V259H250ZM259 260H261V259H259ZM18 261H19V260H18ZM21 261H22V260H21ZM75 261H76V260H75ZM81 261H82V260H80L79 263H82ZM92 261H93V260H92ZM105 261H106V260H105ZM118 261H119V260H118ZM133 261H134V260H133ZM199 261H200V258H199ZM251 261H252V260H251ZM251 261H250V262H251ZM14 262H15V261H14ZM70 262H71V261H70ZM98 262H99V260H98ZM120 262H121V261H120ZM135 262H136V261H135ZM197 262H198V261H197ZM219 262H220V261L218 260V263H219ZM248 262H249V261H248ZM260 262H262V261H260ZM260 262H259V263H260ZM66 263H65V264H66ZM76 263H78V261H77ZM89 263H90V262H89ZM108 263H110V262H108ZM204 263H205V261H204ZM3 264H4V263H3ZM11 264H12V263H11ZM71 264H72V263H71ZM84 264H85V262H84ZM91 264H93V263H91ZM94 264H95V263H94ZM98 264H99V263H98ZM100 264H101V263H100ZM127 264H128V263H127ZM192 264H193V263H192ZM194 264H195V262H194ZM201 264H202V263H201ZM208 264H209V263H208ZM262 264H263V263H262Z\"/></svg>", "mask_w": 264, "mask_h": 264}, {"label": "snow or ice", "instance_id": "snow-or-ice-1", "mask_svg": "<svg viewBox=\"0 0 264 264\" xmlns=\"http://www.w3.org/2000/svg\"><path fill=\"white\" fill-rule=\"evenodd\" d=\"M7 4L5 0H0V13H4L7 11Z\"/></svg>", "mask_w": 264, "mask_h": 264}]
</instances>
